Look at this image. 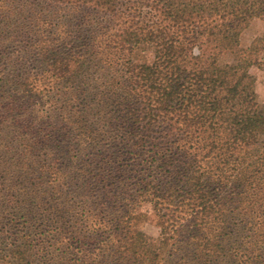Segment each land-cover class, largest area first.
I'll return each mask as SVG.
<instances>
[{"label": "trees", "instance_id": "trees-1", "mask_svg": "<svg viewBox=\"0 0 264 264\" xmlns=\"http://www.w3.org/2000/svg\"><path fill=\"white\" fill-rule=\"evenodd\" d=\"M254 19L264 0H0V264H264Z\"/></svg>", "mask_w": 264, "mask_h": 264}, {"label": "rangeland", "instance_id": "rangeland-1", "mask_svg": "<svg viewBox=\"0 0 264 264\" xmlns=\"http://www.w3.org/2000/svg\"><path fill=\"white\" fill-rule=\"evenodd\" d=\"M264 31V20L254 19L249 26L242 32L240 37V44L242 47H248L255 37L261 35ZM257 64L250 67V73L255 78V90L257 93L258 101L264 106V52L259 55ZM147 218L141 224L145 233L153 238L159 236V228L156 222V215L152 206H146Z\"/></svg>", "mask_w": 264, "mask_h": 264}]
</instances>
